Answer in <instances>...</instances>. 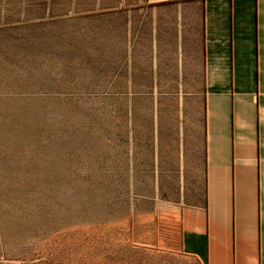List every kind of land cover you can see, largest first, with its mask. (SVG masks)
<instances>
[{
    "label": "rangeland",
    "instance_id": "1",
    "mask_svg": "<svg viewBox=\"0 0 264 264\" xmlns=\"http://www.w3.org/2000/svg\"><path fill=\"white\" fill-rule=\"evenodd\" d=\"M129 5L0 0V264H200L155 181L178 88Z\"/></svg>",
    "mask_w": 264,
    "mask_h": 264
},
{
    "label": "crops",
    "instance_id": "2",
    "mask_svg": "<svg viewBox=\"0 0 264 264\" xmlns=\"http://www.w3.org/2000/svg\"><path fill=\"white\" fill-rule=\"evenodd\" d=\"M125 1L148 23L158 86L178 88L155 179L175 184L172 246L264 264V0Z\"/></svg>",
    "mask_w": 264,
    "mask_h": 264
}]
</instances>
